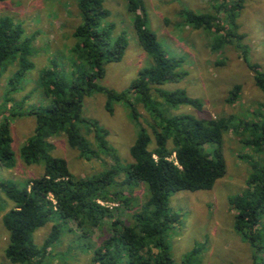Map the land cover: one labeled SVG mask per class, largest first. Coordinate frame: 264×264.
Here are the masks:
<instances>
[{
    "label": "trees",
    "instance_id": "16d2710c",
    "mask_svg": "<svg viewBox=\"0 0 264 264\" xmlns=\"http://www.w3.org/2000/svg\"><path fill=\"white\" fill-rule=\"evenodd\" d=\"M6 0H0L3 2ZM132 15L133 27L142 50L152 59L153 66L142 69L137 78L123 91L106 89L99 83L107 62H120L127 47L124 34L112 37V24H105L109 11L104 0H76L80 22L72 36L76 40L71 49L67 69L57 60L49 61L39 73L38 84L46 102L22 110L13 103V94L27 72L33 69L35 53L33 37L24 36V29L10 17L0 18V80L10 67L15 70L7 80L3 104L13 103L8 115L0 121V164L8 169L15 166V153L11 148L9 119L27 115L34 118L33 135L19 149V157L27 165H42V173L22 185L0 181V213L5 203L12 207L2 214V224L8 234L4 257L11 264H38L47 249L60 234V226L73 224L79 238L85 242L104 227L109 236L93 248L94 264H175L170 253L168 235L179 223V214L168 207V197L180 191H209L224 177L225 162L220 150L222 137L230 129H237L233 118L198 119L188 114L164 115L151 98L152 86L182 79L185 72L177 71L180 59H171L161 49L155 35L148 28V20L141 0H125ZM245 0H236L228 16V28H220L215 16L195 13L190 9L179 15L186 26L213 32L212 49L238 41L234 10L241 9ZM225 3V0H223ZM219 16V15H218ZM238 40V41H237ZM253 73L254 85L263 95L260 103L261 119L258 122L237 124L250 132L245 143L259 151L264 147V72L258 65L248 64ZM156 89V88H155ZM164 103L177 108L181 105L195 109L201 103L182 90L156 89ZM240 86H234L226 101L238 98ZM93 93L105 95V109L112 113L111 105L122 103L129 111L136 128L135 141L129 148L132 162L124 168L113 152L116 165L83 178L70 173L64 159L50 154L49 139L64 134L70 148L86 160L98 157L99 152L110 148L104 142L106 131L89 125L94 132L96 149L86 141L80 126L89 124L81 117L82 102ZM136 102L141 103L153 121V148L151 137L138 121ZM214 146L212 152L205 147ZM251 174L247 188L229 197L235 211L234 229L253 249L254 264H264L261 218L264 215V166L250 162ZM124 170L120 172L121 170ZM123 176V179L119 180ZM146 186L143 200L131 195V188ZM145 188V187H144ZM105 204L115 205L107 207ZM124 215L126 217H124ZM53 222L54 227L41 246L34 243L33 235L39 228ZM197 250L183 257L181 264H192Z\"/></svg>",
    "mask_w": 264,
    "mask_h": 264
},
{
    "label": "rangeland",
    "instance_id": "374dc122",
    "mask_svg": "<svg viewBox=\"0 0 264 264\" xmlns=\"http://www.w3.org/2000/svg\"><path fill=\"white\" fill-rule=\"evenodd\" d=\"M148 20V28L155 35L158 44L168 58L180 59L177 71L185 76L175 82L152 86L151 98L159 110L167 116L188 114L198 119L233 118L237 129L223 134L221 153L226 172L209 191H180L168 197V207L172 213L179 214V223L169 232L170 253L175 264H181L186 254L193 249L197 255L192 264H254L253 249L234 229L235 211L228 203L231 196L240 194L247 188L252 172L250 162L264 166V147L257 151L245 141L250 132L238 125L258 122L261 119L260 103L263 95L254 85L253 73L248 64H256L264 72V0H245L241 9L234 10L237 34L242 35L239 44L247 51L246 58L242 49L234 42L223 45L219 50L212 49L213 30L207 32L186 26L180 18V11L190 9L195 13L215 16L220 28H228V16L236 0H141ZM104 8L109 11L105 24H112V37L124 34L127 47L120 62H107L102 87L120 92L130 86L139 72L153 66L152 59L142 50L133 27L132 15L127 11L125 0H104ZM219 15V16H218ZM10 17L24 29V36L33 37L35 53L31 57L34 64L26 73L13 94V103H20L22 110L39 106L46 102L38 84L40 71L49 61L57 60L68 69L71 49L76 40L72 36L80 22L76 0H6L0 2V18ZM15 70L10 67L0 80V121L8 115L13 103L3 104L7 80ZM240 86L238 98L233 103L226 99L234 86ZM162 91L182 90L190 98L201 103L200 109L181 105L171 108L164 103L156 89ZM106 97L93 93L82 102L81 117L89 124L80 126V132L92 148L96 149L94 132L89 127L106 131L104 142L110 148L99 152L98 157L90 160L82 158L79 152L67 144L64 134L49 139L52 145L50 154L66 161L68 170L75 177H86L116 165L113 153L118 156L120 168L132 162L129 148L136 138L129 111L122 103L111 105L112 113L105 109ZM138 121L151 137L153 148V121L147 109L136 102ZM7 111V112H6ZM11 148L15 153V166L8 169L0 164V181L6 180L22 185L42 173V165H25L19 157V149L33 135L34 118L23 115L9 119ZM238 124V125H237ZM212 152L214 146H206ZM113 152V153H112ZM124 166V167H123ZM124 171L123 169L120 171ZM123 179V176L119 180ZM145 187V188H144ZM146 186L131 188V195L143 200ZM5 203L1 206L8 211L12 204L1 194ZM107 207L115 205L105 204ZM0 213V264H11L4 257L8 234L2 224ZM124 217H126L124 215ZM54 223H47L33 235L34 243L41 246L52 232ZM57 241L50 246L38 264H94L93 248L99 246L109 236L106 227L96 231L89 241L79 238L73 224L59 226ZM261 235L264 247V215L261 218ZM264 258V252L262 253Z\"/></svg>",
    "mask_w": 264,
    "mask_h": 264
}]
</instances>
